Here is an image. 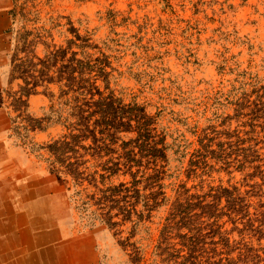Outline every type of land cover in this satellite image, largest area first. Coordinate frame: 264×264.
Wrapping results in <instances>:
<instances>
[{"label": "rangeland", "instance_id": "374dc122", "mask_svg": "<svg viewBox=\"0 0 264 264\" xmlns=\"http://www.w3.org/2000/svg\"><path fill=\"white\" fill-rule=\"evenodd\" d=\"M12 1L0 177L98 264H264V0Z\"/></svg>", "mask_w": 264, "mask_h": 264}, {"label": "crops", "instance_id": "0c3cea01", "mask_svg": "<svg viewBox=\"0 0 264 264\" xmlns=\"http://www.w3.org/2000/svg\"><path fill=\"white\" fill-rule=\"evenodd\" d=\"M12 9V0H0V90L9 70ZM29 181L0 177V264H98L95 237L50 226L47 199L38 189L31 195ZM34 207L43 214L32 216Z\"/></svg>", "mask_w": 264, "mask_h": 264}, {"label": "trees", "instance_id": "16d2710c", "mask_svg": "<svg viewBox=\"0 0 264 264\" xmlns=\"http://www.w3.org/2000/svg\"><path fill=\"white\" fill-rule=\"evenodd\" d=\"M184 237H186L184 235ZM200 235L199 234H194V235H190L187 237L188 240V245L190 246L189 250L191 251V253L195 252L197 249V245L200 243ZM216 262H208L207 264H215Z\"/></svg>", "mask_w": 264, "mask_h": 264}]
</instances>
